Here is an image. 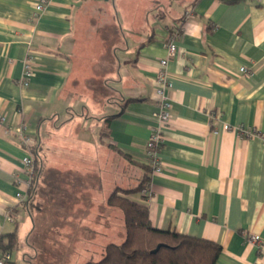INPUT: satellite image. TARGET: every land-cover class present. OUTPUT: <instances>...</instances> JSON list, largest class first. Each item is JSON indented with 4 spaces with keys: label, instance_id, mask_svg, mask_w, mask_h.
Returning a JSON list of instances; mask_svg holds the SVG:
<instances>
[{
    "label": "crops",
    "instance_id": "crops-1",
    "mask_svg": "<svg viewBox=\"0 0 264 264\" xmlns=\"http://www.w3.org/2000/svg\"><path fill=\"white\" fill-rule=\"evenodd\" d=\"M107 1L52 0L37 14L38 0H0V113L8 119L0 123V241L14 244L5 264H32L36 228L25 206L32 181L23 159L31 151L17 131L25 128L38 146V201L45 203L38 218L49 214L58 240L64 229L63 241L97 239L92 224H114L111 193L145 178L159 107L154 78L171 41L178 51L168 64L172 109L162 171L151 174L148 200L132 199L148 207L155 228L222 246L216 264H264V0H166L155 11L134 0L126 27L111 0L116 69L98 99L72 95L77 30L88 7ZM125 52L134 58L124 67ZM28 59L35 74L26 86ZM107 149L114 160L107 161ZM124 162L139 183L104 190L106 175L121 177Z\"/></svg>",
    "mask_w": 264,
    "mask_h": 264
},
{
    "label": "rangeland",
    "instance_id": "rangeland-1",
    "mask_svg": "<svg viewBox=\"0 0 264 264\" xmlns=\"http://www.w3.org/2000/svg\"><path fill=\"white\" fill-rule=\"evenodd\" d=\"M99 1H101L99 3H102V0ZM145 1H148L146 7L155 11L160 6L159 3L164 4L166 0ZM116 5L123 25L126 27L125 16L130 14L131 9L134 8V0H116ZM117 9L116 7H112L111 0L107 1L105 5L94 4L88 7V16L82 21L77 30L78 39L76 40L77 50L75 55L77 60L75 63V73L71 79V83L74 81L77 89L71 88V84L68 86V90L73 93L72 95L84 96L87 94L97 99L104 95L102 91L106 88L105 85L107 84L105 79L112 76L116 69L112 49L119 39L116 37L119 26L116 17ZM126 10L129 13H126ZM143 27L147 28L148 23ZM129 34L138 37L140 35L144 36L146 33L130 32ZM134 39H129L130 47L134 46ZM133 58L134 55L128 52L119 55V60L124 67ZM103 114L110 113L105 111ZM90 136L93 137V134L88 133V137ZM107 152V161L113 159L114 155L108 149ZM107 175L103 181L104 190L108 189L112 182L121 183L127 188H132L139 183L136 169L130 168L125 162L123 163L121 177H119L118 172L116 177H114L115 175L107 177ZM41 204L45 203L40 200L38 201L37 186L35 201L31 206V215L36 220L33 238L29 241V244L32 245V250L28 256V262H32V264H87L88 262H99L105 257V249L108 244H122L125 240V218L123 212L118 208H114L116 209V214L113 218L114 224L111 229L106 228L107 230H105L103 227L99 229L95 224L90 226L92 230L96 229V231L92 232L99 235L97 239L63 241L67 240V229L62 230L63 238L62 240H58L61 239L60 235H56V231L52 230L51 226H49V214L48 216L43 214L42 217L45 219L42 221L40 220L41 218H38V212L41 211L40 207H42ZM25 244H23V247H26ZM14 259L17 260L16 257ZM19 264H23V262L19 261Z\"/></svg>",
    "mask_w": 264,
    "mask_h": 264
},
{
    "label": "trees",
    "instance_id": "trees-1",
    "mask_svg": "<svg viewBox=\"0 0 264 264\" xmlns=\"http://www.w3.org/2000/svg\"><path fill=\"white\" fill-rule=\"evenodd\" d=\"M236 3L242 0H224ZM107 124L110 119H107ZM31 152L34 156V175L28 189V199L25 206L31 213L34 204L38 178L42 173L39 162L38 146L33 147ZM142 183L132 189L117 188L108 199L110 206L120 209L125 218V240L122 244L111 243L105 249V257L99 262L87 264H216L222 253L219 244L187 236L175 232L163 231L152 225L148 207L139 200H148L151 192L144 195L143 190L150 189L152 167L149 165ZM151 190V189H150ZM160 249L154 253L157 247ZM14 247L13 242L4 244L0 241L2 252H9ZM7 261V263H9Z\"/></svg>",
    "mask_w": 264,
    "mask_h": 264
},
{
    "label": "built area",
    "instance_id": "built-area-1",
    "mask_svg": "<svg viewBox=\"0 0 264 264\" xmlns=\"http://www.w3.org/2000/svg\"><path fill=\"white\" fill-rule=\"evenodd\" d=\"M260 1V0H258ZM52 0H38L35 6V12L41 13L44 9L51 4ZM168 57L160 60L159 68L157 74L154 78V82L156 85L155 96L158 101V110L153 114L154 119L157 121V126L153 128L152 134L146 144V160L148 164L152 167V173H159L162 171V164L160 161V150L165 142V138L163 136V129L166 127L171 120V109L172 105L168 97V90L170 88L169 79H168V64L171 57H174L177 54L178 48L175 43L172 41L169 42L168 46ZM242 74H247L250 70L247 67H242L240 69ZM35 72L32 68V61L29 59L26 61V71L24 74L25 85H29L30 80L34 76ZM7 117L0 113V123L7 124ZM12 130V126H9V131ZM18 135L21 139L22 144L28 151L36 146L35 138L32 137L25 128H21L18 131ZM247 135L253 134V131L246 133ZM23 164L28 170V185L31 183L34 175V159L31 152L24 157ZM151 190H143L144 195H148ZM18 199H23V193H18ZM260 239L257 236H253L251 241L258 242ZM11 258L10 252H2L0 264H5Z\"/></svg>",
    "mask_w": 264,
    "mask_h": 264
},
{
    "label": "water",
    "instance_id": "water-1",
    "mask_svg": "<svg viewBox=\"0 0 264 264\" xmlns=\"http://www.w3.org/2000/svg\"><path fill=\"white\" fill-rule=\"evenodd\" d=\"M161 246L157 247V249L154 251V253H156L159 249H160Z\"/></svg>",
    "mask_w": 264,
    "mask_h": 264
}]
</instances>
